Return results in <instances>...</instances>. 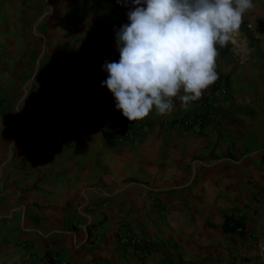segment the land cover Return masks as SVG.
I'll list each match as a JSON object with an SVG mask.
<instances>
[{"label": "crops", "instance_id": "0c3cea01", "mask_svg": "<svg viewBox=\"0 0 264 264\" xmlns=\"http://www.w3.org/2000/svg\"><path fill=\"white\" fill-rule=\"evenodd\" d=\"M253 3L217 45L229 88L217 118L185 126L197 101L175 100L119 139L128 119L102 65L120 58L130 0H0V264H25L22 242L41 264H264V0ZM226 216L245 232L225 231ZM127 231L146 258L120 242Z\"/></svg>", "mask_w": 264, "mask_h": 264}, {"label": "clouds", "instance_id": "9594fccd", "mask_svg": "<svg viewBox=\"0 0 264 264\" xmlns=\"http://www.w3.org/2000/svg\"><path fill=\"white\" fill-rule=\"evenodd\" d=\"M128 23L115 30L118 61L102 65L115 108L129 121L155 110H188L217 80V45L238 32L253 0H130ZM128 5L129 0H118Z\"/></svg>", "mask_w": 264, "mask_h": 264}, {"label": "built area", "instance_id": "2783aa9c", "mask_svg": "<svg viewBox=\"0 0 264 264\" xmlns=\"http://www.w3.org/2000/svg\"><path fill=\"white\" fill-rule=\"evenodd\" d=\"M111 8L117 10L120 3L118 0H110ZM128 21V20H127ZM229 97V88L225 76L219 75L217 80L212 84L210 92L199 99L196 103L195 110L181 119V123L185 126L193 124L202 125L209 120L216 119L221 103ZM142 123L137 121L127 120L124 128L120 132L119 139L133 138L138 135ZM78 130L75 129L72 134V139L76 138ZM241 232V228H237L236 233ZM120 242L124 245H129L135 249L141 258H146L149 255L147 242L143 237L135 232L127 231L120 235ZM22 257L25 264H41L38 255L27 247L25 242L21 243ZM55 259V257H53Z\"/></svg>", "mask_w": 264, "mask_h": 264}, {"label": "trees", "instance_id": "16d2710c", "mask_svg": "<svg viewBox=\"0 0 264 264\" xmlns=\"http://www.w3.org/2000/svg\"><path fill=\"white\" fill-rule=\"evenodd\" d=\"M223 229L228 232H236L237 228H241L240 234L245 232L244 223L242 220L235 219L232 216H226L223 222Z\"/></svg>", "mask_w": 264, "mask_h": 264}]
</instances>
